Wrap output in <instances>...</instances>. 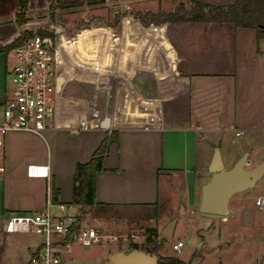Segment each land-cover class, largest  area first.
I'll list each match as a JSON object with an SVG mask.
<instances>
[{"label":"crops","instance_id":"0c3cea01","mask_svg":"<svg viewBox=\"0 0 264 264\" xmlns=\"http://www.w3.org/2000/svg\"><path fill=\"white\" fill-rule=\"evenodd\" d=\"M160 1L165 0H106L141 8ZM199 2L227 7L235 0ZM116 29H105L103 63L75 70L61 55L55 128L6 134L0 234L7 237L1 264L26 263L38 237L22 229L30 230L33 214L54 192L82 221L84 210L99 213L96 207H101L111 230L114 221L139 226L155 219L159 232L165 223L176 224L179 213L200 206L215 147L229 169L264 137V32L260 37L256 29L231 22L171 23L165 31L171 60L151 41L154 26H132L124 17ZM5 54L0 96L6 88ZM106 141L102 170L95 175V204H72L77 165L88 162ZM247 160L246 169L263 163L264 145L248 152ZM31 165L46 167L47 175H30ZM71 246L62 264L74 261ZM115 252L98 253L96 264Z\"/></svg>","mask_w":264,"mask_h":264},{"label":"rangeland","instance_id":"374dc122","mask_svg":"<svg viewBox=\"0 0 264 264\" xmlns=\"http://www.w3.org/2000/svg\"><path fill=\"white\" fill-rule=\"evenodd\" d=\"M55 1L57 0H29L27 11L19 15L17 0H0V47L2 41L6 45L17 38L19 31L39 32V29H46L44 31L47 35L55 37L54 46L60 55L70 60L73 69L80 70L91 62L97 63L100 60L103 63L106 52L102 38L106 35V30L116 32L124 17L134 19L142 27H163L165 33L169 24L190 19L200 11L199 0H165L150 8L110 5L106 0H76L80 5L67 9L55 7ZM18 16L24 21L22 28L18 26ZM178 18L183 20H177ZM56 25L63 27L67 36L54 34L52 30ZM6 52H0V82ZM11 54L8 55V60L12 59ZM108 57L111 59L110 51ZM257 145H264V137L246 153H251ZM250 165L251 161L247 160L246 168ZM258 199H264V173L254 188L241 191L230 199L229 211L225 216L203 213L200 206L191 208L185 215L179 213L180 217L169 239L160 234L161 230L157 232L155 219L139 226L135 222L114 221L110 227L115 229L111 230L106 225L105 214L108 212L104 208L96 207L97 210L100 209L99 213L84 210L82 218L87 224L117 238H104L101 243L89 247L71 246L75 252L74 261L70 264H96L95 257L98 253L105 256L111 250L129 251L133 246L139 250L157 252L158 264L160 257H176L189 264H264V203L256 204ZM165 225L167 224L163 226ZM22 231L25 235L36 237L26 227ZM11 233L13 234L12 228L9 230V234ZM2 235L0 234V264L4 249L2 241L7 237L6 233ZM178 241L184 244L179 250L174 248ZM104 263L105 261L102 264Z\"/></svg>","mask_w":264,"mask_h":264},{"label":"built area","instance_id":"2783aa9c","mask_svg":"<svg viewBox=\"0 0 264 264\" xmlns=\"http://www.w3.org/2000/svg\"><path fill=\"white\" fill-rule=\"evenodd\" d=\"M30 32L31 35L16 44H13L15 38L5 45L9 46L7 53H12V59L6 62L5 100L0 104V175L5 172L4 150L8 131L40 133L57 126L62 58L54 46L55 37ZM52 32L67 36L61 26H54ZM28 173L47 175L46 167L36 165L29 166ZM263 203L264 199H258L256 204ZM29 227L38 242L25 264H62L63 255L71 245L89 247L101 243L104 238H117L82 221L80 215L70 214L66 205L54 203L50 196L45 207L33 214ZM183 245L178 241L174 248L179 250Z\"/></svg>","mask_w":264,"mask_h":264},{"label":"trees","instance_id":"16d2710c","mask_svg":"<svg viewBox=\"0 0 264 264\" xmlns=\"http://www.w3.org/2000/svg\"><path fill=\"white\" fill-rule=\"evenodd\" d=\"M105 1V0H102ZM29 0H17V14H24L28 9ZM58 8L67 9L80 5L76 0H57L55 1ZM200 11L197 15L192 16V21H208V22H231L236 26L254 28L258 31L261 37L264 32V0H235V2L227 7H216L207 4H198ZM52 7V6H51ZM22 17V16H21ZM18 26L23 27L24 21L18 16ZM177 20H183L178 18ZM132 26H140L134 19H129ZM176 21V20H174ZM157 28V27H156ZM158 33L152 38V42H157L168 54L169 58L173 60L174 53L168 45L165 33L162 28H157ZM42 36L46 37L47 34L44 30L38 32ZM31 35L30 31H23L21 35L16 38L13 44H16L20 40ZM162 38V41H160ZM9 46L0 47V52L8 50ZM107 141L102 144L101 148L94 153V156L86 163H79L74 175V188H73V200L74 205H93L95 204V175L96 172L102 170V158L107 152ZM52 200L54 203H59L57 192L53 193ZM132 248H136L133 246ZM152 255H157V252L150 251ZM159 264H189L185 263L181 259L176 257H160Z\"/></svg>","mask_w":264,"mask_h":264},{"label":"water","instance_id":"95a60500","mask_svg":"<svg viewBox=\"0 0 264 264\" xmlns=\"http://www.w3.org/2000/svg\"><path fill=\"white\" fill-rule=\"evenodd\" d=\"M63 76L58 78V87ZM5 96H0V104ZM248 154L245 153L236 164L227 169L222 161L219 147H215L214 154L208 168L210 180L202 187L200 211L206 214L225 216L228 213L230 197L240 191L253 188L256 181L264 173V162L251 169H246ZM175 221L172 220L161 231L165 238L172 237ZM104 264H158L157 256L148 251L133 248L129 251H118L109 255Z\"/></svg>","mask_w":264,"mask_h":264},{"label":"bare ground","instance_id":"6f19581e","mask_svg":"<svg viewBox=\"0 0 264 264\" xmlns=\"http://www.w3.org/2000/svg\"><path fill=\"white\" fill-rule=\"evenodd\" d=\"M111 45H113V44L111 43Z\"/></svg>","mask_w":264,"mask_h":264}]
</instances>
